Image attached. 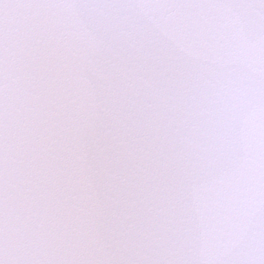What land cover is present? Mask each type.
I'll use <instances>...</instances> for the list:
<instances>
[{
	"label": "snow or ice",
	"instance_id": "obj_1",
	"mask_svg": "<svg viewBox=\"0 0 264 264\" xmlns=\"http://www.w3.org/2000/svg\"><path fill=\"white\" fill-rule=\"evenodd\" d=\"M0 264H264V0H0Z\"/></svg>",
	"mask_w": 264,
	"mask_h": 264
}]
</instances>
